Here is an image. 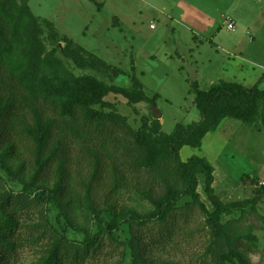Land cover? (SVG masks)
Instances as JSON below:
<instances>
[{"label": "rangeland", "instance_id": "374dc122", "mask_svg": "<svg viewBox=\"0 0 264 264\" xmlns=\"http://www.w3.org/2000/svg\"><path fill=\"white\" fill-rule=\"evenodd\" d=\"M6 5L14 37L7 62L17 73L30 74L43 90L59 88L63 78L53 66L57 60L74 77L90 75L106 85L131 89L129 75L134 69L145 95L149 99L156 95L154 105L161 113L157 137L170 134L177 124L192 129L203 121L194 105L190 68L200 90L220 81L250 88L258 80V88L264 89V0H7ZM73 53L79 54L83 67L74 64ZM97 58L118 70V75ZM104 100L113 108L104 112L113 110L134 131L142 121L150 127L149 103L129 104L113 93ZM37 104L45 117L55 121L50 144L59 140L66 148L67 174L58 179L54 165L45 179L36 180L28 164L20 168L22 161L0 145V222L10 221L0 235L15 246L14 253L1 255L0 264H39L56 234L81 242L88 231L99 235L95 243L100 248L82 264H222L221 254L230 250L238 256L236 264H264V196L254 200L256 191L264 187V131L259 124L249 127L226 118L205 134L200 148L183 146L179 151L181 162L191 156L205 158L214 168L215 194L225 204L239 203L220 218L229 242L213 234L187 198L173 220L125 223L110 237L91 224L85 188L74 185L75 177L83 181L87 174L84 154L78 151L89 148L95 153L90 137L79 134L78 120L57 116L47 102ZM108 149L101 145L97 154L123 162L119 153ZM199 181L202 184L201 176ZM58 183L71 195L61 198L62 210L54 203L43 207L32 202L33 193ZM140 183L115 192L120 207L138 213L153 209L141 191L155 182L145 175ZM27 185L28 190H23ZM202 185L200 200L212 210ZM96 195H101L100 190Z\"/></svg>", "mask_w": 264, "mask_h": 264}, {"label": "trees", "instance_id": "16d2710c", "mask_svg": "<svg viewBox=\"0 0 264 264\" xmlns=\"http://www.w3.org/2000/svg\"><path fill=\"white\" fill-rule=\"evenodd\" d=\"M6 1L0 0V145L9 147L8 152L22 161L20 168L28 164L36 180L45 179V175L54 165L58 179L62 181L63 175L67 174L64 159L66 148L59 140L50 144L55 121L45 117L43 107L40 108L37 104L40 100L47 102L57 116L78 120L79 134L90 137V148L95 153H90L89 148L78 151L84 154L82 160L85 161L87 174L83 181L75 177L74 185L85 188L90 202V221L98 232L102 231L111 237L125 223H166L173 220L180 204L187 198L202 213L213 234L224 243L229 242V235L220 218L222 215H230L239 203L225 204L215 194L212 187L214 168L205 158L191 156L181 162L179 151L183 146L200 148L205 134L215 131L226 118L237 120L249 127L259 124L264 131V89L258 88L260 80L250 88L235 82L220 81L206 90H200L195 81L192 83L194 105L203 118L202 122L192 129L177 124L170 134L161 133L158 137L155 135L160 130L158 120H150V127L148 122L142 121L141 127L134 131L126 119L113 110L104 112L105 108L113 109L104 100L109 93L122 96L129 104H155L156 95L151 99L145 95L134 69H131L129 75L132 88L128 89L106 85L90 75L74 77L64 69L60 61L53 60V66L60 72L63 80L59 88L41 89L33 82L30 74L17 73L7 62L14 37L8 25L9 11ZM72 60L76 66H84L79 54L73 53ZM97 62L110 69L114 76L118 75L119 71L115 68H110L98 58ZM95 106L99 108L94 109ZM118 131L121 136H117ZM101 145L119 153L123 162L115 163L99 156L97 149ZM26 152L30 157L29 161L24 158ZM2 158L0 157V164ZM145 175L155 183L149 184L141 194L149 200L153 209L138 213L133 209L120 207L114 199L115 192L119 189L135 188L137 184L139 186ZM200 176L203 185L199 181ZM103 177L105 183H101ZM132 182H135L134 185H131ZM201 185L212 210H208L200 200L198 188ZM29 187L27 185L23 190H28ZM97 190H100L101 195H96ZM70 196L69 191L61 188L58 183L50 189L42 188L33 193L32 202L43 207L54 203L62 210L64 204L61 198ZM263 196L264 187H260L254 200H260ZM9 223L7 220L0 222V234L7 230ZM56 235L57 239L51 243L47 255L39 264H82L85 257L96 253L100 248V243H95L99 235L90 231L81 242L68 241ZM13 250L15 251L14 244L5 243L0 235V257L7 251L14 253ZM237 257L235 251L230 250L221 254L220 262L236 264Z\"/></svg>", "mask_w": 264, "mask_h": 264}, {"label": "water", "instance_id": "95a60500", "mask_svg": "<svg viewBox=\"0 0 264 264\" xmlns=\"http://www.w3.org/2000/svg\"><path fill=\"white\" fill-rule=\"evenodd\" d=\"M26 2L27 0H23ZM114 23L116 24V21L114 20ZM190 81L193 83L196 81V74L192 71L190 68ZM150 111H151V118L153 120H159L161 118L160 111L155 107L154 103L150 104Z\"/></svg>", "mask_w": 264, "mask_h": 264}, {"label": "built area", "instance_id": "2783aa9c", "mask_svg": "<svg viewBox=\"0 0 264 264\" xmlns=\"http://www.w3.org/2000/svg\"><path fill=\"white\" fill-rule=\"evenodd\" d=\"M226 26L229 30L233 29V25L231 24V21L226 22Z\"/></svg>", "mask_w": 264, "mask_h": 264}, {"label": "crops", "instance_id": "0c3cea01", "mask_svg": "<svg viewBox=\"0 0 264 264\" xmlns=\"http://www.w3.org/2000/svg\"><path fill=\"white\" fill-rule=\"evenodd\" d=\"M213 178H214V172H213ZM213 184H214V180H213ZM213 184H212V187H213Z\"/></svg>", "mask_w": 264, "mask_h": 264}]
</instances>
